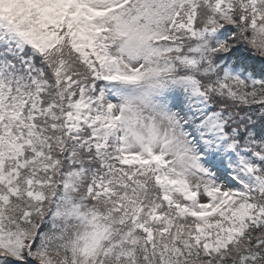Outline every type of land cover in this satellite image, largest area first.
<instances>
[{"label":"snow or ice","instance_id":"6c2138e0","mask_svg":"<svg viewBox=\"0 0 264 264\" xmlns=\"http://www.w3.org/2000/svg\"><path fill=\"white\" fill-rule=\"evenodd\" d=\"M0 264H264V0H0Z\"/></svg>","mask_w":264,"mask_h":264}]
</instances>
